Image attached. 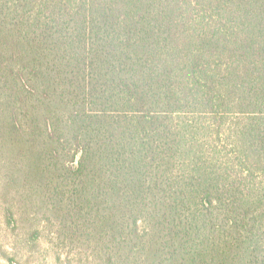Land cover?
Segmentation results:
<instances>
[{
  "label": "trees",
  "instance_id": "obj_1",
  "mask_svg": "<svg viewBox=\"0 0 264 264\" xmlns=\"http://www.w3.org/2000/svg\"><path fill=\"white\" fill-rule=\"evenodd\" d=\"M0 203L60 264H264V0H0Z\"/></svg>",
  "mask_w": 264,
  "mask_h": 264
},
{
  "label": "rangeland",
  "instance_id": "obj_2",
  "mask_svg": "<svg viewBox=\"0 0 264 264\" xmlns=\"http://www.w3.org/2000/svg\"><path fill=\"white\" fill-rule=\"evenodd\" d=\"M8 195V199L14 198ZM13 226L6 224L4 209L0 203V264H60L56 248L48 243L43 234L36 242H30L31 232L37 228L31 217L16 215ZM61 261L64 264H96L86 257L67 256L63 251Z\"/></svg>",
  "mask_w": 264,
  "mask_h": 264
}]
</instances>
